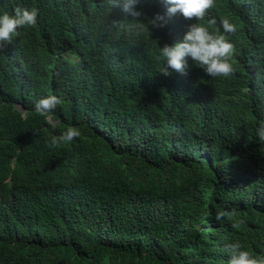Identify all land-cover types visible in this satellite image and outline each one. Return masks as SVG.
<instances>
[{
  "label": "trees",
  "instance_id": "trees-1",
  "mask_svg": "<svg viewBox=\"0 0 264 264\" xmlns=\"http://www.w3.org/2000/svg\"><path fill=\"white\" fill-rule=\"evenodd\" d=\"M17 7L38 21L0 51V264H227L236 241L264 256V0H215L199 22L237 27L235 74L216 79L191 58L160 74L158 46L197 22L179 13L137 35L103 0H0ZM47 95L54 123L34 110Z\"/></svg>",
  "mask_w": 264,
  "mask_h": 264
},
{
  "label": "clouds",
  "instance_id": "clouds-1",
  "mask_svg": "<svg viewBox=\"0 0 264 264\" xmlns=\"http://www.w3.org/2000/svg\"><path fill=\"white\" fill-rule=\"evenodd\" d=\"M110 7L119 8L125 16H131L127 28L137 35L145 33L151 35V29H162L166 26L168 19L181 14L185 19L196 20L190 24L180 42L174 45L164 44L158 46L157 60L162 65L160 74L170 76L173 71L182 75L187 74L188 58L193 64L202 69L210 78H227L235 74V68L231 63L234 54V45L229 37L237 31L235 24L229 19H222L223 32L219 29L216 32L210 31L207 25H214L215 19L206 24L204 21L210 9L215 7V0H163L167 5L164 15L159 13L148 16L144 11L137 10L136 5L141 0H103ZM38 21V9L21 8L14 9V14L4 12L0 14V51L4 50L13 38L19 35L18 29L23 27H34ZM121 21H112L108 31H119ZM63 103L62 98L57 95H47L40 98L34 104V110L44 117L49 123H54L53 114L57 106ZM81 135L80 131L72 126L62 130L58 136H52L49 147H58L61 144H70L75 138ZM256 135L260 141H264V120L260 121L256 128ZM235 212L226 213L223 210L217 211L215 219L222 220L225 216H234ZM234 227H239L234 224ZM230 256L227 264H264V256H253L249 251L242 250L239 241L227 245Z\"/></svg>",
  "mask_w": 264,
  "mask_h": 264
}]
</instances>
